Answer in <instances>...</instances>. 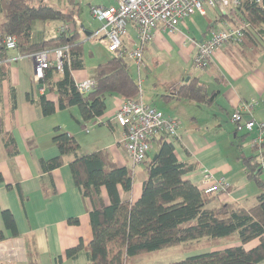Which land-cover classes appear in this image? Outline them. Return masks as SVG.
I'll return each instance as SVG.
<instances>
[{
  "label": "crops",
  "instance_id": "crops-1",
  "mask_svg": "<svg viewBox=\"0 0 264 264\" xmlns=\"http://www.w3.org/2000/svg\"><path fill=\"white\" fill-rule=\"evenodd\" d=\"M31 1L34 5L43 4L63 11L70 5V0L57 1L59 7L42 0L38 3ZM114 3V0L112 3H96L90 9L93 6H112ZM215 12V21H210L212 23L203 33L202 39L196 42L205 40L211 28H220L230 22L219 20L217 10ZM193 16L183 20L175 34H170L159 26L153 40L144 46L143 63L137 65L130 62L138 72V77H133L141 84L140 98L144 102L153 107L156 106L152 102H160L159 105L164 107H156L157 109L180 121L179 138L174 141L177 158L197 167L187 178L203 188V173L210 170L216 179H225L231 185L230 191L226 193L215 192L217 199L213 206L235 203L252 208L264 193V172H257L254 177H249L241 159L239 145L243 136H246L242 143L245 145L258 132L248 133L235 127L231 116L239 104L254 102L251 117L264 124V37L261 35L256 42L246 38L243 44L223 46L213 54L209 67L202 71L194 64L198 54L195 41L187 49L183 46L186 43L185 35L191 30L190 19ZM50 24L38 22L35 25L34 43L58 36V29L63 24L55 23L53 34L48 30ZM78 29L83 47L91 39L101 37L106 40L104 36H96L98 31L95 32L84 24L81 29L87 33L88 38H84L80 28ZM123 40L129 46L138 44V29L135 25L128 26V34ZM176 45L179 46L180 58L188 64L192 62L198 73H190L187 82L177 78L161 91L156 87L148 89L144 86L146 79L143 73H147L150 55L163 53L170 57L178 47ZM7 57L9 78L0 84V177L3 179L0 183V232L3 234V238H0V264H31L28 254L30 245L36 248L38 264H90L84 253L76 260L66 255L69 249L81 243L87 248L93 240L91 203L76 186L70 167L75 157L67 156L65 165L50 173L43 170L41 162L60 155L53 140L55 131L59 128L61 132L77 139L80 145L79 156L108 150L112 162L117 166L133 168L122 144L124 129L114 120L123 100L118 96L108 98V109L100 118L103 121L101 124L96 119L84 122L77 107L57 110L54 115L45 117L38 100L46 92L35 81V61L21 56L18 50L8 51ZM84 59L85 68L73 73L76 83L93 80L96 67L87 68L85 52ZM194 78L205 83L209 92L217 93L213 105L175 99L178 86L189 83ZM13 90L16 97L14 110ZM28 95L34 98V102L28 100ZM46 96L49 101L58 103L56 93H46ZM168 96L172 98H167ZM10 135L18 149V154L14 156H11L14 146L7 145ZM154 150L156 151L153 144L148 159L155 156ZM143 182L137 187L134 184L129 193L120 189L122 200L136 202L141 196ZM104 197L107 200L105 191ZM3 211L13 214L17 235L7 229Z\"/></svg>",
  "mask_w": 264,
  "mask_h": 264
},
{
  "label": "trees",
  "instance_id": "trees-1",
  "mask_svg": "<svg viewBox=\"0 0 264 264\" xmlns=\"http://www.w3.org/2000/svg\"><path fill=\"white\" fill-rule=\"evenodd\" d=\"M217 13L219 20L237 23L233 15ZM79 17L80 8L75 0H70L69 8L64 11L43 4L34 5L31 0H0V38L16 36L21 56L69 47L67 57L70 64L65 60L63 73L60 74L56 67H50L38 83L46 93L58 96L57 104L49 101L46 93L39 97L38 104L45 117L54 115L57 110L77 107L83 121L90 122L105 115L109 97L118 96L123 101L138 100L142 94L141 84L133 77L130 62L126 57L117 55L96 67L93 76L95 86L87 94L82 95L78 91L73 73L85 68ZM240 17L249 21L264 37L263 8L247 3ZM38 22L72 23L76 31L34 43L33 33ZM247 38L256 42L251 36ZM2 53L7 56L4 50ZM8 67V63L0 65V84L9 78ZM12 94L14 110V90ZM216 96L217 93L209 92L208 86L199 78L178 86L175 93V99L206 106L213 105ZM27 98L34 102L31 95ZM245 137L241 138L239 149L252 178L257 172L261 173L259 156L251 150L248 156L243 153ZM53 140L60 155L42 161L43 170L50 173L59 169L65 165L67 156H74L70 167L75 184L91 203L93 240L87 248L81 243L69 249L66 253L68 258L76 260L84 253L90 264H130L140 257L183 246L187 253L196 255L171 264H264V193L252 208L235 203L213 206L217 194L199 188L187 178L196 171V165L181 162L177 158L174 141L163 135L153 141L156 160L152 157L142 164L146 179L140 198L134 203L123 201L120 189L129 193L135 184L132 169L113 163L108 150L79 156L77 139L59 128ZM7 145L14 146L11 156L18 154L12 135ZM2 181L0 177V183ZM2 214L7 229L17 235L13 214L10 211H3ZM0 238H3L2 232ZM253 242L257 244L249 248ZM225 243L236 246L218 249ZM28 254L31 264H38L35 246H29Z\"/></svg>",
  "mask_w": 264,
  "mask_h": 264
},
{
  "label": "built area",
  "instance_id": "built-area-1",
  "mask_svg": "<svg viewBox=\"0 0 264 264\" xmlns=\"http://www.w3.org/2000/svg\"><path fill=\"white\" fill-rule=\"evenodd\" d=\"M112 6H93L91 14L100 24L101 28L96 36H104L109 43L110 52L117 56H124L129 62L137 65L143 63L144 46L150 43L159 26L164 27L170 34H175L181 22L195 14L207 15V9L217 10L224 15L231 14L237 23H225L220 28H213L202 42H194L198 54L194 64L199 70H206L213 54L223 46L243 44L251 36L259 41L260 31L249 21L240 17L241 10L247 3H254L264 9V0H114ZM133 24L138 29V44L129 46L124 43L128 34V26ZM76 26L72 23L63 24L58 29V35L73 34ZM6 53L18 50V39L14 35L0 38V65L9 63ZM69 47L43 50L26 57L35 61V81L39 83L45 77V71L56 67L60 74L63 73L65 60ZM78 91L85 95L94 86V80L76 83ZM255 103H241L231 116L232 124L244 129L248 133L254 131L258 135L252 138L248 147L259 156V170L264 172V124L252 118ZM246 116H249L247 118ZM114 120L124 129L122 144L128 159L133 167L142 165L153 149V141L161 136H167L175 141L179 138L180 121L167 116L161 110L147 104L142 98L138 100H124ZM96 122L103 123L100 118ZM202 186L204 190L226 193L231 185L225 179H216L210 170L203 173Z\"/></svg>",
  "mask_w": 264,
  "mask_h": 264
},
{
  "label": "rangeland",
  "instance_id": "rangeland-1",
  "mask_svg": "<svg viewBox=\"0 0 264 264\" xmlns=\"http://www.w3.org/2000/svg\"><path fill=\"white\" fill-rule=\"evenodd\" d=\"M39 0H35L38 3ZM45 3H54L57 7H59L58 2L61 0H42ZM58 1V2H57ZM80 4V17L78 27L80 28L81 34L84 38H88L87 33L81 29L82 24L85 27L95 30L97 32L101 28V24L94 19L91 14V5L96 3H112V0H77ZM216 12L213 9H207V16L203 17L200 15L193 16L190 21H192V26L190 33H186L185 44L183 45L185 49L187 47L193 46L194 41H200L203 33L208 29V26L215 21ZM212 21V22H210ZM55 23H51L48 27L49 32L53 34V29L55 27ZM193 44V45H192ZM178 46V45H176ZM179 46L175 48V51L172 52L170 57L168 54H153L150 55V63L148 64L147 73H143L144 79H146V86L149 88H155L157 90H162L167 88V86L175 79L180 78L182 82H187L190 73H198V70L194 67L193 63L189 64L182 58H180V52L178 50ZM256 48V47H255ZM84 52L86 55V65L88 69L97 67L99 64L106 63L115 57V54L110 52L109 43L102 39L101 37L91 39L86 42L84 45ZM153 57V58H152ZM132 74L137 78L138 72L137 68L134 64L131 66ZM139 79V78H138ZM142 89V88H141ZM146 88L144 87V90ZM151 103V102H149ZM160 103V102H159ZM159 103L152 102L151 104L163 109V106H160ZM155 151V150H154ZM243 152L245 154L250 153V149L248 147V143H245ZM133 167V166H132ZM134 170L135 174V184L136 187L140 185L142 181L146 179V174L144 172L143 166H137L131 168ZM225 246H222L218 249L228 248L232 246H236V244L225 243ZM257 242L251 243L248 247H254ZM205 252H208L206 250ZM196 254H189L183 248V246H177L165 250L158 251L156 253H152L145 257H140L135 261H132L130 264H171L174 262L182 261L190 256Z\"/></svg>",
  "mask_w": 264,
  "mask_h": 264
},
{
  "label": "water",
  "instance_id": "water-1",
  "mask_svg": "<svg viewBox=\"0 0 264 264\" xmlns=\"http://www.w3.org/2000/svg\"><path fill=\"white\" fill-rule=\"evenodd\" d=\"M156 158H157V155L154 156L153 160H156Z\"/></svg>",
  "mask_w": 264,
  "mask_h": 264
}]
</instances>
